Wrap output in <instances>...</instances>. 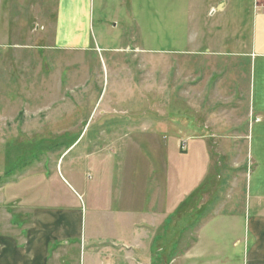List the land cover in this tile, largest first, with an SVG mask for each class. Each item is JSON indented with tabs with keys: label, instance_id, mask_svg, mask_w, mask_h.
<instances>
[{
	"label": "rangeland",
	"instance_id": "rangeland-1",
	"mask_svg": "<svg viewBox=\"0 0 264 264\" xmlns=\"http://www.w3.org/2000/svg\"><path fill=\"white\" fill-rule=\"evenodd\" d=\"M87 1L90 48L82 51L56 42L60 0H0V235L22 240L41 209L79 213L81 237L60 249L65 264H92L111 242L93 236L134 218L159 225L144 227L143 249L104 264H184L200 221L185 228L184 208L167 219L165 196L178 203L185 159H195L188 147L200 144L209 160L190 200L198 219L226 205L249 215L256 207L245 198L257 170L249 67L199 45L198 26L232 22V11L224 21L222 0ZM75 4L83 26L87 2ZM210 229L204 245L231 241ZM226 251L223 264H232Z\"/></svg>",
	"mask_w": 264,
	"mask_h": 264
},
{
	"label": "crops",
	"instance_id": "crops-1",
	"mask_svg": "<svg viewBox=\"0 0 264 264\" xmlns=\"http://www.w3.org/2000/svg\"><path fill=\"white\" fill-rule=\"evenodd\" d=\"M76 2L77 0H60V20L56 42L65 47L70 45L68 40H71L72 49L83 51L90 48L89 5L86 0L84 19L81 18V15L79 18V21H84V24L79 26ZM220 6L222 8L221 15L225 16L224 21L228 15L227 9H231L232 22L214 24L209 20L198 26L199 45L208 49L207 54L210 56L227 57L230 55V57L240 60L239 62L249 67V94L253 119L251 120L248 140L250 154L256 162L257 170L249 177L245 198L247 200L249 197L255 201V211L253 215H249L244 212L245 209L242 207L241 212L232 209L231 212L227 213L226 205L215 213L205 215L204 220L198 219L197 213L194 214L190 211L192 209L191 204H193L190 200L199 195L198 193L203 189L209 175L208 153L200 144L197 146L194 144V147H188V154L195 159H185L183 185L180 190L176 191L178 203L176 204L177 198L173 197V202L166 195L172 194L171 190L164 192L167 206L166 218L174 219L176 213L184 208V217H187L185 228L196 226L200 221L194 239L190 242L185 241L183 248L184 264H210L209 259L215 256L226 259L228 258L226 256L228 249L234 251L232 264H264V12L255 10V0H226V2L222 0ZM214 14L217 13L212 7L208 11V16L214 17ZM246 26L248 27L247 30L244 29ZM257 118L260 119L259 122L255 121ZM152 203L151 209L152 206H157L156 201ZM73 213H62L52 208L41 209L36 213L39 216L31 219L30 228L24 232L22 240L12 235L1 234L0 264H65L64 259L68 255L60 249L61 245L67 240L80 238L82 234L81 215L79 213L72 215ZM144 216L147 218L149 214L145 213L142 208L140 217L144 218ZM134 220L132 218L130 222L127 221L124 230L120 232L112 220L109 224L111 226L110 231L104 235L105 237L99 234L93 236L95 239H111V242L108 243L110 245L108 249H97L93 252L94 255L90 257L92 264L94 263L93 258L96 260V264H104L102 261L104 256H109L115 260V257L122 258L125 256L124 254L130 248L136 253L138 249H143L144 227L156 228L159 224L147 225L143 221L142 224H138ZM213 226H219V232H222L224 236H232L231 241L227 243L224 240V245L222 243L221 247L204 245L203 234L206 230L213 234V230L210 229ZM214 230L216 231L215 227ZM247 232L250 234L247 235ZM127 240L129 242H126ZM122 241L123 244H117V242ZM105 243L107 242H103L102 246ZM215 249V253L211 252ZM218 249L220 250L218 251ZM225 253L226 255H223ZM220 261V263H224L223 259Z\"/></svg>",
	"mask_w": 264,
	"mask_h": 264
},
{
	"label": "built area",
	"instance_id": "built-area-1",
	"mask_svg": "<svg viewBox=\"0 0 264 264\" xmlns=\"http://www.w3.org/2000/svg\"><path fill=\"white\" fill-rule=\"evenodd\" d=\"M255 10L257 12H264V0H255Z\"/></svg>",
	"mask_w": 264,
	"mask_h": 264
}]
</instances>
